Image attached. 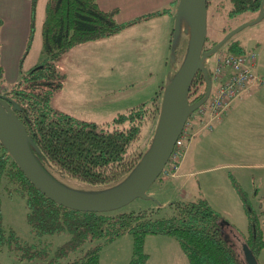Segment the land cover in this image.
<instances>
[{
    "label": "rangeland",
    "instance_id": "374dc122",
    "mask_svg": "<svg viewBox=\"0 0 264 264\" xmlns=\"http://www.w3.org/2000/svg\"><path fill=\"white\" fill-rule=\"evenodd\" d=\"M46 2H34L30 38L18 62L16 50L11 48L15 43L12 30L4 36V42L1 37L4 23L0 27V59L5 72L3 91L44 60L41 27ZM97 2L103 10L117 9L115 19L119 23H129L156 11H169L155 13L150 18L127 25L113 36L80 44L65 52L58 61L63 85L54 93L51 104L75 119L104 124L140 104L149 105L156 96L158 107L149 110L141 126L139 145L143 147L148 141V146L157 125L164 88L175 75L187 48L183 31L173 42L178 0ZM5 5L15 10L17 3L15 0H0L1 20L8 16ZM230 8V0H209L206 20L209 40L220 41L229 31L258 15L252 12L230 15ZM231 42L238 43L246 52L243 55L255 54L252 71L257 81L240 97L232 99L219 116L206 112L201 106L193 112V121L188 118L179 138L183 136L182 158L185 151L190 153V161L194 157L191 164L188 163L194 173L177 181L170 177L163 180L161 178L165 176L161 174L147 190L149 199L136 198L112 212H140L163 207L166 200L205 199L219 219L235 229L226 226L224 234L243 259L240 235L247 238L253 218L257 226H261L264 239V82L256 86L261 81L260 75L264 81V16L259 22L235 33L210 55L207 71H211L213 61H221L220 55H229L224 53L229 51ZM216 85L217 82L212 84V94ZM209 101L210 98L203 104ZM56 178L60 181L64 178V182L75 189H85L65 175H56ZM0 200L4 227L12 229L23 241L47 247L53 253L69 240L70 234L66 231L41 237L33 234L26 220L25 198L18 192L9 193L0 188ZM248 209L252 212H247ZM249 215L253 217L250 220ZM84 247L87 248L88 244ZM132 247L131 235L116 238L101 248L99 264H130ZM143 252L148 255L144 264H189L172 236H146ZM256 257L258 264H264V244ZM0 264L29 263L19 261L2 249Z\"/></svg>",
    "mask_w": 264,
    "mask_h": 264
},
{
    "label": "trees",
    "instance_id": "16d2710c",
    "mask_svg": "<svg viewBox=\"0 0 264 264\" xmlns=\"http://www.w3.org/2000/svg\"><path fill=\"white\" fill-rule=\"evenodd\" d=\"M34 2L30 0L32 9ZM261 2L230 0L229 14H257ZM167 11L169 9L119 23L115 19L117 9L103 10L97 0H47L41 27L45 56L42 63L3 91L5 72L0 62V92L21 107L15 114L33 140V154L49 173L55 177L65 175L86 190L104 189L127 177L139 162L148 144L147 141L143 147L139 145L142 122L150 109L158 107L156 96L149 105L140 104L104 124L75 119L56 109L51 98L63 85L58 61L65 52L77 45L113 36L133 22ZM2 24L0 18V27ZM216 43L206 37L204 49ZM245 53L238 43L231 42L229 51L224 54ZM208 72L211 79V71ZM205 87L203 75L198 72L188 92L189 102L199 100ZM194 118L192 113L189 119L193 121ZM60 179L64 182V178ZM0 188L9 193L16 191L25 198L26 220L36 236L63 231L70 234L69 240L53 253L47 247L25 242L12 229L4 227L0 200V250H7L21 262L99 264L103 246L121 236L131 235L130 264H144L148 256L143 252L145 237L166 235L178 241L189 264H243L224 234L226 226L232 227L219 219L205 199L171 201L163 207L140 212L75 211L54 203L31 185L1 143ZM262 214L264 216V208ZM251 218L249 215V220ZM249 232L247 238L242 235L240 238L256 257L264 239L261 226H257L254 218L250 220Z\"/></svg>",
    "mask_w": 264,
    "mask_h": 264
},
{
    "label": "water",
    "instance_id": "95a60500",
    "mask_svg": "<svg viewBox=\"0 0 264 264\" xmlns=\"http://www.w3.org/2000/svg\"><path fill=\"white\" fill-rule=\"evenodd\" d=\"M257 14L255 19L229 31L210 49L204 50L207 36V0H178L173 42L181 31L186 34L187 48L183 60L164 88L157 125L145 153L127 177L114 186L95 190L75 189L49 173L33 154V140L15 114L21 107L4 94H0V143L31 185L62 207L81 212H110L122 208L136 198L149 199L147 190L169 161L188 117L211 94V79L205 66L207 58L217 52L235 33L263 18L264 0ZM198 72L203 75L205 92L199 100L190 103L188 92ZM241 249L244 264H258L254 253L243 240Z\"/></svg>",
    "mask_w": 264,
    "mask_h": 264
},
{
    "label": "built area",
    "instance_id": "2783aa9c",
    "mask_svg": "<svg viewBox=\"0 0 264 264\" xmlns=\"http://www.w3.org/2000/svg\"><path fill=\"white\" fill-rule=\"evenodd\" d=\"M220 57L221 61L218 59L213 61L211 68L212 84L217 82V85L214 87L213 94L211 89L210 101L202 105L203 110L217 116L228 107L232 99L240 97L242 92L247 91L257 81L252 71L254 53L243 56L220 55ZM206 64H209L208 60ZM182 152L184 153V145L180 138L163 172L178 164L182 158ZM165 175H168V172H165Z\"/></svg>",
    "mask_w": 264,
    "mask_h": 264
},
{
    "label": "crops",
    "instance_id": "0c3cea01",
    "mask_svg": "<svg viewBox=\"0 0 264 264\" xmlns=\"http://www.w3.org/2000/svg\"><path fill=\"white\" fill-rule=\"evenodd\" d=\"M15 2L17 3V5L15 6L16 8L15 10H13L12 8L9 9V5H5L8 16L6 18L3 16L2 20H3L4 25L2 27L1 37L4 41V36L9 32V30H12L15 43L13 46H11V48L16 50L15 57L16 56L17 57L15 59L18 62L19 58L21 57V54L24 51L25 45L29 40L30 34H31L32 7H31V3L29 0H15ZM0 60L4 68L3 60L2 59ZM259 77L261 78V81L257 83L256 86H260L264 82L263 76L260 75ZM251 92L252 91H249V93ZM195 126L196 127L194 129L196 132L197 124H195ZM200 132L201 131L197 133H200ZM185 152L186 153L184 154L183 158L178 162V164H176L175 167H170V169L168 168L166 169V172L170 171L171 174L168 173V175H164L165 178L162 177L161 179L164 180L166 179V177H170V178H174V181H177L180 179V177L190 176L194 173V169L191 166L190 167L188 166V163L191 164L194 157L190 161L189 160L190 153H187V151ZM168 202L169 200H166L162 204L164 205V204H167ZM148 236H151V235H148ZM159 236H166V235H159Z\"/></svg>",
    "mask_w": 264,
    "mask_h": 264
},
{
    "label": "flooded vegetation",
    "instance_id": "af4514ba",
    "mask_svg": "<svg viewBox=\"0 0 264 264\" xmlns=\"http://www.w3.org/2000/svg\"><path fill=\"white\" fill-rule=\"evenodd\" d=\"M208 1V0H207ZM242 260V263H243V261H244V257H243V259H241ZM244 264V263H243Z\"/></svg>",
    "mask_w": 264,
    "mask_h": 264
},
{
    "label": "bare ground",
    "instance_id": "6f19581e",
    "mask_svg": "<svg viewBox=\"0 0 264 264\" xmlns=\"http://www.w3.org/2000/svg\"><path fill=\"white\" fill-rule=\"evenodd\" d=\"M0 94H3L2 92H0Z\"/></svg>",
    "mask_w": 264,
    "mask_h": 264
}]
</instances>
